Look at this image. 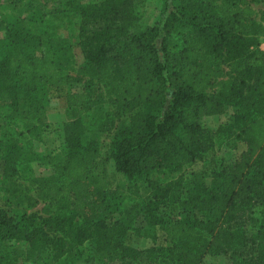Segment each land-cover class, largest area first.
<instances>
[{
    "label": "trees",
    "instance_id": "trees-1",
    "mask_svg": "<svg viewBox=\"0 0 264 264\" xmlns=\"http://www.w3.org/2000/svg\"><path fill=\"white\" fill-rule=\"evenodd\" d=\"M130 4L104 0L80 6L76 43L57 36V25L45 23L37 5L29 17L8 24L0 57V117L20 124L21 131L6 144L0 139V154L52 164L53 174L32 182L57 212L36 221L0 208V264H20L22 256L34 261L52 240L49 231L74 243L87 240L100 264H135L141 253L123 236L156 227L169 241L146 251L153 264H200L206 254L221 253L231 254L237 264H264L261 19L250 0H164L159 24L121 23ZM74 47L83 57L77 67ZM96 80L116 113H130L109 154L115 170L130 181L148 180L166 167L180 171L198 159L209 147L200 119L223 113L230 103L236 107L230 126L241 132L245 148L200 182L155 185L152 195L121 209L120 196L109 190L105 161L79 119L94 102L88 91L69 90L71 81ZM211 88L217 90L208 94ZM50 99L58 100L69 118L64 143L53 155L27 151L25 133L45 123ZM103 130L101 125L98 131ZM188 187L196 193L185 195ZM10 190L26 196L25 186L15 180ZM164 200L178 210L174 217L163 211ZM137 218L144 227L135 225Z\"/></svg>",
    "mask_w": 264,
    "mask_h": 264
},
{
    "label": "rangeland",
    "instance_id": "rangeland-1",
    "mask_svg": "<svg viewBox=\"0 0 264 264\" xmlns=\"http://www.w3.org/2000/svg\"><path fill=\"white\" fill-rule=\"evenodd\" d=\"M104 0H0V57L4 44L5 31L8 24L15 18L29 17L28 10L32 5H37L44 13L45 23L57 25L55 29L57 36L68 37L72 43L79 40L80 23L83 17L79 7L87 3L97 4ZM259 1V0H258ZM258 1L250 0L255 6ZM72 2L76 7L67 5ZM126 15H123L122 22L127 24L141 23L157 25L164 14V0H130ZM171 3H178V0H171ZM75 66L82 61V52L79 47L73 49ZM71 92H89L94 104L92 109L79 116V119L86 128L89 139L94 140L100 152V157L105 161L106 171L110 176L111 184L109 190L120 196L122 201L121 209H125L134 202H141L152 195L155 185H163L169 181L181 179H192L201 181L213 168L223 161L230 162L244 148V137L240 131L230 126L236 107L230 103L225 106L223 113L207 115L200 119L203 128V137L209 143L208 150L198 159L183 164L180 171H174L166 167L157 173L150 175L148 180L130 181L122 173L117 172L114 163L110 158V147L115 138L120 137L129 124L130 113L118 114L105 96L103 84L94 81L85 84L84 81L69 84ZM217 88L207 90L212 94ZM46 121L34 132L25 133V146L27 151H34L40 154L53 155L59 151L65 139V125L69 118L64 107L58 100L50 99L45 101ZM104 125L103 131L98 128ZM21 131L20 124H12L10 121L0 117V139L8 143V136H18ZM9 152L0 154V208L4 209L10 216H29L39 221L43 217L55 214L57 211L47 206L46 200L42 198L39 187L32 182L36 176H49L53 174V166L45 159H28ZM20 182L25 186L26 196L14 194L10 190L12 181ZM195 189L188 187L185 195H194ZM163 201V211L170 217H174L177 209L173 203ZM121 213H116L119 217ZM257 215V214H256ZM115 217V218H116ZM136 226L144 227L141 218L135 221ZM254 229H249V235H254ZM52 240L41 247L34 257V261L25 259L24 256L18 259L20 264H100L93 255L92 244L87 240L74 243L58 232L49 231ZM61 239V240H60ZM169 237L159 228L136 232L129 230L123 236V242L140 252V260L135 264H153L154 256L149 249L168 244ZM26 249V245L21 246ZM241 258V257H239ZM200 264H237L231 254H206Z\"/></svg>",
    "mask_w": 264,
    "mask_h": 264
},
{
    "label": "crops",
    "instance_id": "crops-1",
    "mask_svg": "<svg viewBox=\"0 0 264 264\" xmlns=\"http://www.w3.org/2000/svg\"><path fill=\"white\" fill-rule=\"evenodd\" d=\"M253 8L256 11L257 17L261 19L262 24L264 26V0H259L258 3L255 6H253ZM259 46L260 49L264 52V35L261 37Z\"/></svg>",
    "mask_w": 264,
    "mask_h": 264
}]
</instances>
